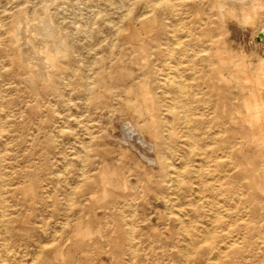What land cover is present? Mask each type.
Instances as JSON below:
<instances>
[{
  "label": "rangeland",
  "instance_id": "obj_1",
  "mask_svg": "<svg viewBox=\"0 0 264 264\" xmlns=\"http://www.w3.org/2000/svg\"><path fill=\"white\" fill-rule=\"evenodd\" d=\"M257 1L0 0V264H264Z\"/></svg>",
  "mask_w": 264,
  "mask_h": 264
},
{
  "label": "bare ground",
  "instance_id": "obj_2",
  "mask_svg": "<svg viewBox=\"0 0 264 264\" xmlns=\"http://www.w3.org/2000/svg\"><path fill=\"white\" fill-rule=\"evenodd\" d=\"M225 1V0H224ZM232 1L231 4L229 6L233 7L234 10H235V16L237 17V19H239L240 21H244V22H247L250 18H251V12L254 14L255 11L260 7L259 3L257 0H230ZM48 2V1H47ZM222 3V2H221ZM220 3V4H221ZM224 3V2H223ZM41 5V4H40ZM44 7L46 5H43ZM221 6V5H220ZM224 7V6H223ZM222 7V8H223ZM229 9V8H228ZM231 11V10H230ZM45 15L43 18H37V17H34L35 20H38L37 22V25H33L31 26L27 20V17H26V12L24 10L21 11L20 13V17L19 19L17 20V28L16 29H21L24 33L22 35V39L24 41H27V44L28 42H34V40H32V32L33 34L36 33V35L41 36H45V37H48L50 39H46L44 38L45 42H44V45L41 47V46H34L33 44V52L34 54H38L40 56L39 58V61L40 63L42 62L43 66H48V67H51L52 65V61L54 59V57L59 54V53H63L65 51V44H64V36L63 35H60V31L59 33L54 29V26L52 25V22L49 18V16L47 14H43ZM31 27H30V26ZM18 32V31H17ZM20 33V32H19ZM22 34V33H20ZM36 35H34L36 38ZM41 38V37H39ZM38 38V39H39ZM21 37L19 35H15V42H19L18 40H20ZM37 39V38H36ZM35 39V40H36ZM43 39V38H42ZM40 40V39H39ZM49 41V43L47 42ZM22 42V41H21ZM29 43V44H30ZM43 43V42H42ZM26 44V43H25ZM22 45V44H21ZM24 45V44H23ZM18 46L20 48V44L18 43ZM24 47V46H23ZM31 47V46H30ZM27 48V47H26ZM29 48V47H28ZM22 49H25V48H22ZM21 50V49H20ZM31 50V49H28L26 51V55H27V52ZM22 53V52H21ZM25 53V52H24ZM30 53H32L30 51ZM30 53H28V55H30ZM22 55H24L22 53ZM26 55L24 56V59H26ZM28 57V56H27ZM35 58V57H33ZM27 60V59H26ZM29 60V59H28ZM25 61V60H24ZM32 61V60H31ZM33 62V61H32ZM38 62V61H37ZM35 63V61H34ZM25 66L29 67L30 68V61H26V63H24ZM39 64V63H38ZM34 65V64H32ZM36 65V64H35ZM37 66V65H36ZM35 66V67H36ZM40 66V65H39ZM45 68V67H44ZM37 69V68H35ZM41 70V69H40ZM37 71V70H36ZM44 71V70H43ZM46 71V70H45ZM35 72V70H34ZM33 72L34 74V77L36 78V74ZM38 73V71H37ZM37 75H40V74H37ZM38 77V76H37ZM41 77V76H39ZM43 77V76H42ZM45 78V77H44ZM42 78V79H44ZM179 78V76H178ZM39 79V78H38ZM179 88V87H178ZM181 88H184V87H181ZM180 89V88H179ZM180 92V90H179ZM177 93V92H176ZM182 94V93H181ZM185 95V94H184ZM178 96V95H177ZM182 96V95H181ZM127 104V103H126ZM182 106V105H181ZM183 110V109H181ZM186 113V112H185ZM249 113L251 114L250 116V119H254L255 121H262L263 124H264V108L261 104H259L258 102H253V105L251 107V109L249 110ZM184 114V113H183ZM182 114V115H183ZM184 117V116H183ZM185 118V117H184ZM186 123V122H185ZM123 130V129H122ZM213 215V214H212ZM182 221V220H181ZM183 224V223H182ZM186 232V231H185ZM187 235V234H186ZM204 235V234H203ZM207 235V234H206ZM204 239V238H203ZM232 242V241H231ZM229 244V243H228ZM191 251V250H190Z\"/></svg>",
  "mask_w": 264,
  "mask_h": 264
}]
</instances>
